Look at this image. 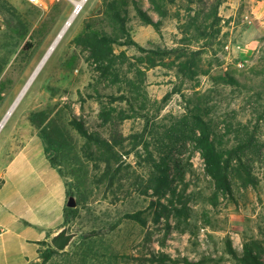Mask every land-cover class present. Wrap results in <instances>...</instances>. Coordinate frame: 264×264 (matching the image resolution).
I'll use <instances>...</instances> for the list:
<instances>
[{
	"label": "rangeland",
	"instance_id": "rangeland-1",
	"mask_svg": "<svg viewBox=\"0 0 264 264\" xmlns=\"http://www.w3.org/2000/svg\"><path fill=\"white\" fill-rule=\"evenodd\" d=\"M59 1L42 0V4L33 5L25 0H0V121L75 10L68 0ZM105 1L87 0L79 9L0 132V174L29 138L39 136L33 114L66 104L81 115L79 93L98 84L100 74L75 37L87 23L99 19H104L105 25L111 23ZM117 1L128 4L133 41L145 50L179 53L168 56L158 67L141 68L139 101L144 109L123 123L124 135L142 136L136 149L123 159L124 196L93 209L97 215L105 211L110 223H117L124 212L151 213L144 228L122 221L107 237L113 253L118 255L114 263L184 264L187 260L242 264L244 243L257 241L264 247V0H218L219 35L208 46H204L205 40L192 39L182 30L194 10L208 11L200 2ZM133 3L162 23L159 31L136 15ZM29 40L34 46L23 52ZM196 51V76L188 80L175 74L170 65L176 55ZM121 52L126 57L124 72L128 65L147 55L134 47L114 46L115 54ZM98 114L99 106L87 99L84 120L92 129L100 124ZM190 114L199 115L209 126L210 141L226 157L232 148L243 147L237 152L241 163L234 153L230 154L232 197L218 192L207 175L195 142L198 125L189 119ZM162 160L168 166L167 185L161 183L162 173L156 168ZM245 166L252 173L250 180L243 174ZM70 235L63 251H71L79 243L81 235ZM226 240L236 255L228 253ZM45 248L42 244L34 264H40ZM257 255L264 264V252Z\"/></svg>",
	"mask_w": 264,
	"mask_h": 264
},
{
	"label": "trees",
	"instance_id": "trees-1",
	"mask_svg": "<svg viewBox=\"0 0 264 264\" xmlns=\"http://www.w3.org/2000/svg\"><path fill=\"white\" fill-rule=\"evenodd\" d=\"M186 1L189 3L197 1L202 4V7H208V11L202 8L194 10V15H188V19L182 26L185 34L197 41L205 40L204 46H208L219 35L220 1ZM208 2L210 5L206 4ZM104 4L109 11L111 23L105 25L104 19L96 20L95 23H87L75 37L76 43L84 45V49L88 51L89 58L94 61L100 74L98 84H91L90 91L79 93L81 115H77L66 104L55 105L32 115L34 125L40 129L39 137L44 141L45 152L51 166L57 168L65 180L67 198L73 196L77 202L76 208L65 207L64 209V230L69 235H81L79 243L71 251H58L46 244L40 256V264L51 262L57 264H115L114 260L118 255L113 253L107 237L118 229V224L122 221L144 228L147 218L151 216V213L146 210L124 212L120 215L121 220L119 218L117 223H110V217L105 211L97 215L93 209L98 204H113L124 196V186L121 183L124 170L123 159L136 149L142 136L124 135L123 123L144 109V103L139 101L140 87L138 84L141 83L143 75L141 68L149 70L158 67L168 56L179 53V50L143 49L131 39L128 27V4L117 0H107ZM133 7L136 15L145 24L156 31L160 30L162 26L160 21H154L141 11L137 3H133ZM33 46L32 40L26 41L22 50L26 52ZM114 46L134 47L139 53L147 55L140 58L136 64L128 65V70L124 72L125 54L123 52L115 54ZM198 52L189 54L183 52L182 55H176L170 65L175 74L184 79H193L197 74L195 69ZM68 66L71 64L68 63ZM100 84H104V87ZM87 99L99 106L100 124L98 128L96 127L98 130L89 127L84 120V106ZM189 119L198 125L199 137L195 142L205 162L207 175L212 179L218 192L232 197L233 190L229 175L233 171L230 154L234 153L237 159V152L243 147L232 148L226 157L224 153L218 152L210 141L209 126L201 117L190 114ZM247 142H243L245 146ZM238 160L241 163L242 160L239 158ZM156 168L162 173L161 183L167 185V163L162 160ZM243 170L244 176L250 180L252 173L249 167L245 166ZM250 182L254 183V180ZM158 217L159 215H156L157 219ZM85 227L88 228L83 231ZM226 248L229 254L236 255L229 240H226ZM263 249V245L257 241L244 243L240 256L241 263L263 264L261 255H257V252L262 254ZM184 261V264H199Z\"/></svg>",
	"mask_w": 264,
	"mask_h": 264
},
{
	"label": "crops",
	"instance_id": "crops-1",
	"mask_svg": "<svg viewBox=\"0 0 264 264\" xmlns=\"http://www.w3.org/2000/svg\"><path fill=\"white\" fill-rule=\"evenodd\" d=\"M34 135L0 174V264H34L64 230L65 180Z\"/></svg>",
	"mask_w": 264,
	"mask_h": 264
},
{
	"label": "bare ground",
	"instance_id": "bare-ground-1",
	"mask_svg": "<svg viewBox=\"0 0 264 264\" xmlns=\"http://www.w3.org/2000/svg\"><path fill=\"white\" fill-rule=\"evenodd\" d=\"M68 1L71 4H73V6L75 8V10H73L74 12L72 11L70 16L66 20L64 26L61 28V30L59 31V33L57 34V36L55 37V39L53 40L51 45L48 47L44 56L39 61L38 65L36 66V68L34 69L32 74L28 78L27 82L25 83V85L23 86V88L21 89V91L19 92V94L17 95V97L15 98V100L13 101V103L11 104L9 109L7 110V112L5 113L4 117L0 121V132L5 127L9 118L12 116V114L14 113V111L16 110L18 105L20 104L21 100L23 99V97L25 96V94L27 93L29 88L31 87L32 83L34 82V80L36 79V77L38 76V74L40 73V71L42 70V68L44 67V65L46 64L48 59L50 58V56L55 51V49L57 48L58 44L60 43V41L62 40V38L64 37V35L68 31V29L71 27V25L73 24V22L77 18L78 14L81 11L79 9L81 7H83V5L86 3L87 0H68Z\"/></svg>",
	"mask_w": 264,
	"mask_h": 264
},
{
	"label": "water",
	"instance_id": "water-1",
	"mask_svg": "<svg viewBox=\"0 0 264 264\" xmlns=\"http://www.w3.org/2000/svg\"><path fill=\"white\" fill-rule=\"evenodd\" d=\"M2 29H3V23L0 17V31ZM76 206L77 204H76L75 198L73 196H69L66 200V207L69 209H74L76 208ZM70 238H71V235H66V231L63 230L59 233L57 237H55L52 240L51 245L54 249L58 251H63L65 249V246L69 242Z\"/></svg>",
	"mask_w": 264,
	"mask_h": 264
},
{
	"label": "built area",
	"instance_id": "built-area-1",
	"mask_svg": "<svg viewBox=\"0 0 264 264\" xmlns=\"http://www.w3.org/2000/svg\"><path fill=\"white\" fill-rule=\"evenodd\" d=\"M33 5H39V4H42V0H25ZM52 2L54 1H59V0H51ZM225 49H228V46L226 45L225 46Z\"/></svg>",
	"mask_w": 264,
	"mask_h": 264
}]
</instances>
